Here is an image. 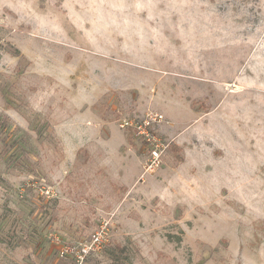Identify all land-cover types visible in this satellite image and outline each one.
<instances>
[{"label": "rangeland", "instance_id": "rangeland-1", "mask_svg": "<svg viewBox=\"0 0 264 264\" xmlns=\"http://www.w3.org/2000/svg\"><path fill=\"white\" fill-rule=\"evenodd\" d=\"M0 264H264V0H0Z\"/></svg>", "mask_w": 264, "mask_h": 264}, {"label": "built area", "instance_id": "built-area-1", "mask_svg": "<svg viewBox=\"0 0 264 264\" xmlns=\"http://www.w3.org/2000/svg\"><path fill=\"white\" fill-rule=\"evenodd\" d=\"M164 121V117L160 114L147 115L144 120L139 123L131 124L129 127L135 130L136 135L142 139L147 147V159L145 162L146 172L153 173L158 169L162 162L169 143L161 139L156 133V126ZM102 238L99 235L94 236V244L100 246Z\"/></svg>", "mask_w": 264, "mask_h": 264}]
</instances>
